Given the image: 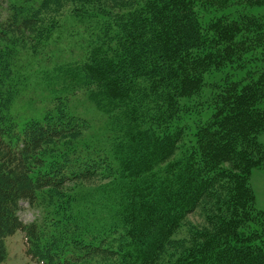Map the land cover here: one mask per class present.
<instances>
[{"label": "trees", "instance_id": "trees-1", "mask_svg": "<svg viewBox=\"0 0 264 264\" xmlns=\"http://www.w3.org/2000/svg\"><path fill=\"white\" fill-rule=\"evenodd\" d=\"M255 50L264 0H0V264L16 232L39 264H264V64L206 78Z\"/></svg>", "mask_w": 264, "mask_h": 264}, {"label": "rangeland", "instance_id": "rangeland-1", "mask_svg": "<svg viewBox=\"0 0 264 264\" xmlns=\"http://www.w3.org/2000/svg\"><path fill=\"white\" fill-rule=\"evenodd\" d=\"M234 9H229L227 11H216V12H206L203 14V19L205 22L212 18L221 19L226 16H222L223 13H228L230 17L234 15ZM245 12H250L248 14H257L263 12V9H246ZM237 16V12H235ZM79 38V37H78ZM246 60L243 65L239 64L237 67V62H232L231 64L225 65L223 70L221 71H212V73L207 76V82L213 84L214 82L220 81L225 76H235L236 78H241L249 73H253L254 69L262 66L264 64V53L261 54L259 50H255L252 53H248L245 55ZM247 62V63H246ZM235 79V78H234ZM210 88L207 85V88L204 89L205 98L210 94ZM30 97L29 94L21 93L19 94L12 102L10 106V113L15 117V121L23 122L27 118L35 117L37 115L42 114L43 110L40 107L33 109L30 105ZM75 105L77 107V113L83 116L92 125V128H95L99 124H103V116L98 113L92 104H90L85 97L80 96V94L76 98ZM33 116V117H32ZM96 134V131H90L89 129L84 132V138L90 139V134ZM100 138V137H99ZM92 140V139H91ZM93 141V140H92ZM258 141L264 147V131L261 132L258 136ZM99 145H97L98 147ZM52 147V146H51ZM96 149L95 146L90 148L88 151ZM250 187L254 194L255 208L259 211L264 212V169L253 170L250 176ZM69 188L72 187V184L68 185ZM26 208V205H23ZM35 212L31 210H26L22 212L21 219L23 222L29 223L35 220ZM201 218L198 213L191 214L186 219V227L181 230V234L185 235L186 231L193 225H200ZM5 260L1 264H39V262H35L33 259L29 258L27 254V246L25 245V240L23 239V234L20 232H16L13 236L5 239Z\"/></svg>", "mask_w": 264, "mask_h": 264}]
</instances>
